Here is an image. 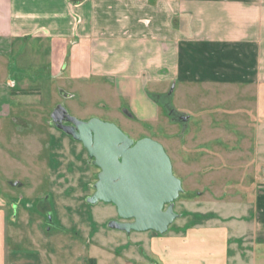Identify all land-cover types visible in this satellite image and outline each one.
<instances>
[{
  "label": "rangeland",
  "instance_id": "obj_1",
  "mask_svg": "<svg viewBox=\"0 0 264 264\" xmlns=\"http://www.w3.org/2000/svg\"><path fill=\"white\" fill-rule=\"evenodd\" d=\"M41 49L34 61L18 62L17 50L0 61L15 88L9 87V104H0V220L7 252L40 256L44 264H97L92 254L101 264H153L136 258L139 232L110 228L111 221H122L114 204L87 201L100 169L81 142L53 123L60 105L82 121L113 123L135 142L151 138L164 146L183 186L170 233L225 223L238 235L235 223L248 220L264 189V88L177 93L176 119L162 113L155 123L137 121L113 108L101 86L52 78ZM249 242L243 249L252 247Z\"/></svg>",
  "mask_w": 264,
  "mask_h": 264
},
{
  "label": "crops",
  "instance_id": "obj_2",
  "mask_svg": "<svg viewBox=\"0 0 264 264\" xmlns=\"http://www.w3.org/2000/svg\"><path fill=\"white\" fill-rule=\"evenodd\" d=\"M41 48L52 78L99 85L113 108L155 123L165 112L153 95H168L172 105L177 93L264 88V0H0V61L15 50L18 62L34 61ZM12 80L0 66V104H9ZM255 196L248 220L235 221L238 235L225 223L139 232L136 258L264 262V189ZM4 228L0 220V264H44L7 252Z\"/></svg>",
  "mask_w": 264,
  "mask_h": 264
},
{
  "label": "water",
  "instance_id": "obj_3",
  "mask_svg": "<svg viewBox=\"0 0 264 264\" xmlns=\"http://www.w3.org/2000/svg\"><path fill=\"white\" fill-rule=\"evenodd\" d=\"M52 120L56 127L81 142L100 168L96 191L87 201L116 206L122 221H111L110 228L126 233L168 232L178 218L174 202L183 186L161 143L151 138L135 142L117 125L98 118L79 120L63 105L53 111Z\"/></svg>",
  "mask_w": 264,
  "mask_h": 264
},
{
  "label": "trees",
  "instance_id": "obj_4",
  "mask_svg": "<svg viewBox=\"0 0 264 264\" xmlns=\"http://www.w3.org/2000/svg\"><path fill=\"white\" fill-rule=\"evenodd\" d=\"M152 98H153V100L155 102H157L158 104H160L163 107V109H164V111H165V113L167 115H171V112L174 113V109H173V106L170 104V100H169V103L168 104H163L161 102V97L160 96L153 95Z\"/></svg>",
  "mask_w": 264,
  "mask_h": 264
},
{
  "label": "flooded vegetation",
  "instance_id": "obj_5",
  "mask_svg": "<svg viewBox=\"0 0 264 264\" xmlns=\"http://www.w3.org/2000/svg\"><path fill=\"white\" fill-rule=\"evenodd\" d=\"M169 103V101L167 102V103H165V104H168ZM170 104H171V102H170ZM67 109V108H66ZM174 109V108H173ZM68 111V110H67ZM165 112V111H164ZM166 114V113H165ZM71 115V114H70ZM177 115H179L178 114V112L174 109V113L173 112H171V115H168V116H170L171 118H173V119H176V117H177ZM75 117V116H74ZM77 118V117H76ZM78 119V118H77ZM91 119H93V118H91ZM80 120V119H79ZM106 122V121H105ZM63 124H65V125H72V123L71 122H69V121H63ZM61 130V129H60ZM63 131V130H62ZM64 132V131H63ZM67 134V133H66ZM71 136V135H70ZM84 146V145H83ZM88 152V151H87ZM88 155H89V153H88ZM98 168V167H97ZM100 169V168H99Z\"/></svg>",
  "mask_w": 264,
  "mask_h": 264
}]
</instances>
